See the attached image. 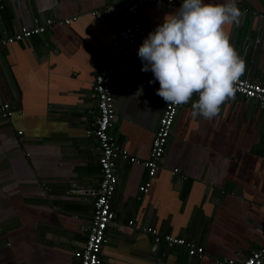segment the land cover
<instances>
[{
	"label": "crops",
	"instance_id": "obj_1",
	"mask_svg": "<svg viewBox=\"0 0 264 264\" xmlns=\"http://www.w3.org/2000/svg\"><path fill=\"white\" fill-rule=\"evenodd\" d=\"M124 1L7 0L0 9V38L35 19L44 25L77 16L0 51V106L14 111L0 117V264H78L73 253L86 240L100 181L98 146L86 135L96 113L93 81L125 25ZM182 2L141 10L143 42ZM237 4L245 15L239 26H225L230 43L246 62L244 74L264 84V0ZM143 66L120 63L113 85L112 133L138 163L118 161L116 222L107 228L101 264L241 263L264 244V110L235 94L208 120L193 115L195 94L180 105L150 177L143 163L167 102ZM142 226L191 241L204 254L157 245Z\"/></svg>",
	"mask_w": 264,
	"mask_h": 264
},
{
	"label": "built area",
	"instance_id": "obj_2",
	"mask_svg": "<svg viewBox=\"0 0 264 264\" xmlns=\"http://www.w3.org/2000/svg\"><path fill=\"white\" fill-rule=\"evenodd\" d=\"M6 1L0 0V9L3 8ZM176 1L125 0L119 10L120 18L125 22V25L120 29L117 40L111 43L104 57V64L95 74L91 96L96 102V113L86 135L92 138L98 146L100 181L97 190L91 192L92 214L86 227V240L83 247L73 253L78 264L102 263L101 251L106 242L107 228L116 222V213L113 210L112 201L118 182V161L138 163L136 158L118 144L112 133L116 122L113 85L118 84L115 80L117 67L120 63L129 61H137L144 65L138 56L139 47L143 44V38L146 36V31L140 20L141 10L158 2L170 5ZM76 20L77 16L61 21L47 19L44 25H41L38 19H35L32 27H20L11 36L0 38V51L16 42L28 40L34 35L44 34L47 29L54 25H69ZM234 88L236 95L247 101H254L260 110H264V84L243 74L234 84ZM179 108L180 105L166 103L157 122L149 157L143 163L150 177H153L159 170ZM13 113L9 103L1 104L0 117L2 119L9 120ZM177 172L178 169H174V173ZM149 187L148 181L139 189L142 192H147ZM128 225L133 227L135 223L130 220ZM140 230L157 245L163 244L169 249L183 248L189 256L201 257L204 254L202 247L184 238L171 234H160L156 228L151 226H142ZM216 264H264V244L261 248L252 251L241 263L225 258L216 260Z\"/></svg>",
	"mask_w": 264,
	"mask_h": 264
},
{
	"label": "clouds",
	"instance_id": "obj_3",
	"mask_svg": "<svg viewBox=\"0 0 264 264\" xmlns=\"http://www.w3.org/2000/svg\"><path fill=\"white\" fill-rule=\"evenodd\" d=\"M244 15L237 0H183L174 14L166 15L138 50L142 71H151L160 84L157 95L168 104L183 105L198 94L193 115L208 120L217 116L234 98V84L246 70L225 27L239 26Z\"/></svg>",
	"mask_w": 264,
	"mask_h": 264
}]
</instances>
